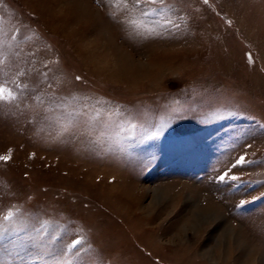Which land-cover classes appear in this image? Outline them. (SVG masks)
Segmentation results:
<instances>
[{
	"label": "rangeland",
	"instance_id": "374dc122",
	"mask_svg": "<svg viewBox=\"0 0 264 264\" xmlns=\"http://www.w3.org/2000/svg\"><path fill=\"white\" fill-rule=\"evenodd\" d=\"M0 86V264H264V0H0Z\"/></svg>",
	"mask_w": 264,
	"mask_h": 264
},
{
	"label": "snow or ice",
	"instance_id": "6c2138e0",
	"mask_svg": "<svg viewBox=\"0 0 264 264\" xmlns=\"http://www.w3.org/2000/svg\"><path fill=\"white\" fill-rule=\"evenodd\" d=\"M137 3L140 2V0H136ZM144 2L147 3H151L153 5L159 3V4H164V0H144ZM205 2H207V0H205ZM144 15H147L149 13L145 12L143 13ZM251 59V57H249ZM7 93V94H5ZM16 95L10 90L7 89L5 87L0 86V101H4V102H13L16 100ZM11 159V157L9 155H4V156H0V161H4V162H8ZM246 163H249L248 161L245 160V158L243 156H241L237 161L236 164H234L232 167H236L237 165L239 166H244ZM226 177H228V173L225 172L224 174L219 176V180L220 181H225ZM230 179L232 181H238L240 178L237 176H231ZM246 203V202H242ZM18 216V212L14 209H10L7 214L3 215L2 218H0V228H2L4 226V223H12L16 220ZM82 243L81 240H76L73 242V244L71 245L72 248H75L76 245H80ZM78 251V250H77Z\"/></svg>",
	"mask_w": 264,
	"mask_h": 264
},
{
	"label": "bare ground",
	"instance_id": "6f19581e",
	"mask_svg": "<svg viewBox=\"0 0 264 264\" xmlns=\"http://www.w3.org/2000/svg\"><path fill=\"white\" fill-rule=\"evenodd\" d=\"M86 20H87V19H86ZM96 20H99V19L97 18ZM97 25H98V24H97ZM102 25H103V24H102ZM104 27L106 28V26H104ZM99 28H100V27H99ZM97 29H98V28H97ZM108 30H109V29H108ZM100 31L102 32V29H101ZM109 32H111V31H109ZM104 33H105V32H104ZM105 34H106V33H105ZM110 35H111V34H109V36H110ZM112 35H113V33H112ZM100 36H101V35H100ZM102 37H103V36H102ZM110 38H111V37H110ZM115 38H116V36H115ZM115 38H114V39H115ZM112 39H113V38H112ZM108 41H109V39H108ZM105 42H107V41H105ZM114 42H115V41H114ZM114 42H113V43H114ZM116 42H117V41H116ZM103 43H104V42H103ZM107 43H108V42H107ZM115 48H116V47H115ZM107 49H108V48H107ZM109 49H111V48H109ZM112 50H113V49H112ZM112 50H111V51H112ZM117 50H118V49H117ZM122 50H123V49H122ZM109 52H110V51H109ZM114 56H115V55H114ZM118 58H119V57H118ZM206 210H207L208 213H212V214H213V213H216L215 209H212V208H209V209H206ZM125 229H126V228H125ZM127 232H128V231H127ZM127 234H128V233H127ZM129 234H130V233H129Z\"/></svg>",
	"mask_w": 264,
	"mask_h": 264
}]
</instances>
